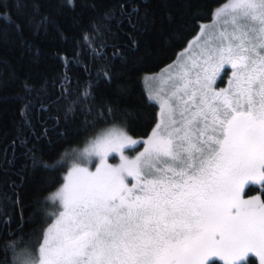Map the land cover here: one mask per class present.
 <instances>
[{
  "label": "snow or ice",
  "instance_id": "6c2138e0",
  "mask_svg": "<svg viewBox=\"0 0 264 264\" xmlns=\"http://www.w3.org/2000/svg\"><path fill=\"white\" fill-rule=\"evenodd\" d=\"M29 2L13 0L17 8ZM98 2L83 0L93 11ZM119 8L127 10L126 3ZM222 13L227 17L217 34L169 77V91L147 99L150 106L158 101L159 112L146 139L129 135L139 110L108 100L97 104L99 82L91 77L63 116L54 117L57 124L79 117L80 130L92 133L82 148L63 150L50 164L40 149L29 147L31 141L20 139L30 158L26 168L70 170L47 198L59 202L58 211L48 214L53 222L41 231L39 246L33 251L9 239L0 246V264H264V0H231L214 14ZM24 23L39 33L50 20ZM17 27L23 31V24ZM90 28L93 35L85 32L82 39L91 42L61 57L68 63L61 67L59 99L70 98L73 83H80L69 65L83 60L84 48L94 62L104 55L96 40L111 31L110 23L103 31L95 22ZM229 73L227 87L218 88ZM100 79L111 84V69H103ZM23 87L34 91L28 80ZM30 107L28 101L21 109L25 124ZM49 132L44 127L39 135Z\"/></svg>",
  "mask_w": 264,
  "mask_h": 264
},
{
  "label": "trees",
  "instance_id": "16d2710c",
  "mask_svg": "<svg viewBox=\"0 0 264 264\" xmlns=\"http://www.w3.org/2000/svg\"><path fill=\"white\" fill-rule=\"evenodd\" d=\"M227 1L99 0L93 11L85 7L83 0H31L23 8L15 7L13 0H0V246L14 239L22 241L19 247L35 251L41 231L53 222L48 214L58 211L59 202L47 198L63 184L68 170L67 166L59 171L26 168L30 158L20 139L31 141L29 147L40 149L50 164L60 159L63 150L82 146L85 135L92 133L80 130L79 117L75 121L61 119L59 124L54 117L63 116L65 106L76 99L89 77L99 82L97 104L108 100L117 107L139 110V121L129 134L146 138L157 123L159 112L158 104L147 103L146 75L173 63L199 33L201 25L210 22ZM122 2L127 10L119 8ZM108 10L119 14L115 19L102 18L101 14ZM42 16L50 20L46 32L37 33L24 23L27 18L38 20ZM92 22L99 24L102 31L106 24L111 25V31L96 40L104 55L94 62L84 48L83 60L76 58L69 65V74L80 83H73L70 98L59 99L61 67L68 63L61 57H71L91 42L83 41L82 34L93 35ZM18 24H23L22 32ZM114 50L118 56L113 55ZM84 61L88 62L87 69ZM105 68H110L114 76L111 84L100 79ZM25 80L34 85L31 94L23 87ZM28 101L30 123L25 124L21 109ZM41 104L47 105L45 111L40 110ZM44 127L50 129L47 137L39 135ZM97 127H103V121ZM64 131L67 136L57 134ZM5 159L12 162L5 163ZM4 258L5 253L0 251V261Z\"/></svg>",
  "mask_w": 264,
  "mask_h": 264
},
{
  "label": "rangeland",
  "instance_id": "374dc122",
  "mask_svg": "<svg viewBox=\"0 0 264 264\" xmlns=\"http://www.w3.org/2000/svg\"><path fill=\"white\" fill-rule=\"evenodd\" d=\"M227 3H231V0H228L227 2H225V4L222 5L220 8L224 7ZM220 8L217 9L216 11H219ZM226 17H227V13H222L219 17H217L214 14L213 19L210 22H208L207 24L204 23L201 25L199 33L189 41L186 48L183 49L179 53V55L177 56L176 60L173 63H171L170 65L165 67L160 72L151 73V74L146 75V79H145L146 90L148 92L149 97H155L158 95L163 96L169 91V89L172 86L171 81L169 80V77L170 76L174 77L177 74V72L179 71L180 66L189 62V56L195 55L196 51L198 49H200L201 47H203L204 42L206 40H208L213 35L217 34L218 30L221 28V25H222L223 21L226 19ZM228 79H230V73L228 76L225 77L224 83H220L219 81L217 82L218 88L219 87H227L226 81ZM157 104H158V101H157ZM129 135H131V134H129ZM131 136H133V135H131ZM133 138L139 139L138 137H135V136H133ZM80 147L82 148L83 145ZM142 150H143L142 148L139 149V151H142ZM125 154L129 155V156H134V155L138 154V152H133V153L126 152ZM118 162H119L118 159L117 160L109 159V163L115 164ZM69 170L70 169L68 168L67 171H69ZM65 176H66V174H65ZM256 194H258V193H256Z\"/></svg>",
  "mask_w": 264,
  "mask_h": 264
}]
</instances>
